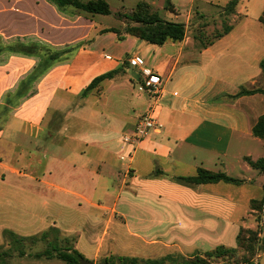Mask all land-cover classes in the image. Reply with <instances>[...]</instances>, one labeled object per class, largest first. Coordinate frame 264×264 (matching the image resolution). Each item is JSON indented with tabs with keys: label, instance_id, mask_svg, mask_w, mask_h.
Listing matches in <instances>:
<instances>
[{
	"label": "crops",
	"instance_id": "0c3cea01",
	"mask_svg": "<svg viewBox=\"0 0 264 264\" xmlns=\"http://www.w3.org/2000/svg\"><path fill=\"white\" fill-rule=\"evenodd\" d=\"M204 1L223 11L231 0ZM193 10L189 20L193 14L205 20ZM263 11L264 0H239L228 15L230 31L212 44L203 46L186 28L183 41L157 46L126 35L121 11L114 15L120 26L105 27L97 18L109 15L66 14L51 0H0L1 46L72 49L10 105L8 97L42 59L0 54V109L8 106L0 113V156L17 148L21 165L1 158L0 182L14 181V201L24 209L18 220L1 226L0 240L6 230L32 237L55 228L94 264L110 256L189 258L236 248L241 228L257 229L250 202L263 197L264 175L245 158L264 157L263 141L252 134L264 115V94L233 98L242 88L264 89ZM165 20L175 22L177 14L169 11ZM113 28L124 38L104 32ZM134 57L144 65L133 66ZM141 68L164 80L155 108L157 127L140 143L126 145L123 133L152 106L141 90ZM114 71H119L114 78L84 94L93 80ZM16 132L37 140L34 147L11 145L6 134ZM48 144L55 148L48 151ZM199 169L243 183L177 180L196 176ZM257 258L264 264V253Z\"/></svg>",
	"mask_w": 264,
	"mask_h": 264
},
{
	"label": "trees",
	"instance_id": "16d2710c",
	"mask_svg": "<svg viewBox=\"0 0 264 264\" xmlns=\"http://www.w3.org/2000/svg\"><path fill=\"white\" fill-rule=\"evenodd\" d=\"M61 12L66 14H85L86 16H95V15H110L111 8L109 3L106 0H89L84 2L83 0H51ZM239 0H231L226 7L223 9V13L228 16L234 12L235 6L237 5ZM168 11L175 13V8L171 3H168L167 7ZM118 16L120 18H124L126 20V27L124 29V33L126 35L135 36L139 39L145 40L150 44H154L157 46H162L167 42H181L185 38L186 34V26L183 23L170 22L165 20L163 17L159 15L158 12L153 11L152 6L147 2L141 1L137 3L135 8L132 10L130 14L127 13H119ZM259 21L264 27V11L259 18ZM230 31V26L227 25L223 32L216 34L212 39L208 40L205 37L204 32L200 31L198 35H195V38L198 39L203 46L206 44H212L213 41L223 34H226ZM104 32H113L118 34L120 39L124 36L121 31L113 28L106 29ZM15 52L28 56H38L42 59L39 66L35 70V72L28 78L26 82H22V85L18 89L17 93L13 98H9L6 101L7 105H10L17 99L18 96L23 94L25 90V86L31 82L38 75L46 71L53 62L60 60L62 56L66 53L72 51V49H68L66 51L57 52L50 50L40 44H16L9 46H1L0 45V54L3 52ZM123 66H127V62L123 64ZM260 68L262 70V74L264 76V59L260 62ZM119 71H114L100 77H97L85 90L84 94H87L92 89H94L101 81L105 79H112ZM256 93L264 94L263 90H247L242 88L233 98L241 97L244 95H253ZM8 110V106H5ZM252 134L254 137L259 138L263 141L264 144V115H262L256 124L252 128ZM248 164L258 170L261 174L264 175V157L257 160L252 161L249 158H245ZM177 180L181 183L185 184H209V183H230L239 185L243 183V181L233 179L223 173H215L204 169H199L196 176L192 177H179ZM250 208L256 214V220L258 222V226L256 230L244 229L241 228L238 236H237V247L236 248H225L218 247L213 251H209L203 253V256L199 253L195 254L192 257H184L179 255L176 260L173 255H168L159 259H140L136 257H124V256H110L103 258L102 261H107L108 264H167V262H173L172 264H220L215 261V259H220L222 257H231L236 255L239 251H243L248 253V256L243 257L245 263H251V260L255 256V246L260 243L264 248V227L262 225L264 218V184H263V197L260 200H252L250 202ZM5 238H10L12 247L16 246L18 250L19 256H25L26 252L22 250L21 244L30 241L32 244H36L38 241H47V238L52 235L53 240L47 241V250L42 253H38L34 255L36 258H40L42 256L52 259L57 258L65 264H81V261L85 260V258L74 249L72 240L65 238L62 239L60 237L59 230L55 228H50L48 231L42 233L41 237L37 236L32 237H21L11 231H4L3 233ZM64 240L66 243V247L62 248L59 246L60 240ZM11 255V254H10ZM7 256V257H10ZM3 258L2 253H0V260Z\"/></svg>",
	"mask_w": 264,
	"mask_h": 264
},
{
	"label": "rangeland",
	"instance_id": "374dc122",
	"mask_svg": "<svg viewBox=\"0 0 264 264\" xmlns=\"http://www.w3.org/2000/svg\"><path fill=\"white\" fill-rule=\"evenodd\" d=\"M87 2L88 0H84ZM110 4L112 14L109 16H100L97 18L98 24H101L105 27H119L120 21L114 16L117 12L122 14L130 12L135 8L136 4L140 1H145L152 6L153 11L158 12L161 17L165 19L167 13L169 12L167 7L168 3H172L175 7V14H177V20L175 22L178 23H186V28L188 30V35L195 37L198 35L200 31L204 32L205 37L208 40L212 39L216 34L223 32L225 27L229 25V21L231 20V16H226L222 9H218L214 6L208 5L204 0H195L193 3H190L189 0H107ZM223 1V0H222ZM194 7V12H198L200 15H204V19H201L200 16L195 14L192 15V18L189 20L188 16ZM252 16V13H249ZM189 20V21H188ZM8 110L4 107L0 109L1 114H6ZM9 135L7 141L11 143V145L15 144L14 142L23 144L26 148L34 147V143L37 142L34 138L25 137L21 132L16 133H7ZM4 147V143H0V149ZM55 148L54 144H48L47 150L51 151ZM64 155V154H63ZM19 153L17 148H13V150L7 156H0L3 158L5 162L11 160V164H15V166H20L16 164V159H18ZM10 157V158H6ZM27 171V170H26ZM28 172V171H27ZM14 181H8V185H4L0 182V229L1 226L11 224L18 220L19 212H23L24 209L17 208L14 192ZM48 200V199H47ZM51 203L47 209H52ZM43 211L44 206H42ZM48 210V211H49ZM38 211H41V208L38 207ZM17 215V216H16ZM38 238L41 235L37 236ZM53 240V236L50 235L47 238V241ZM47 241H38L36 244H32L29 240L21 244V249L26 252L24 257L19 256L18 250L16 246L12 247L10 238H5L2 234V239L0 240V253H2L3 258L0 260V264H65V262L60 261L58 259H54L52 262L50 260L40 259L37 260L34 258V255L37 253H42L47 250ZM59 246L64 248L66 247V243L64 240H60ZM236 247V244L232 245ZM19 249V248H18ZM255 256L251 260V263L259 264L258 255L264 253V248L262 244L258 243L255 246ZM11 254V255H10ZM10 257H7L9 256ZM203 256V254H201ZM179 255H174L176 260L179 258ZM248 256V253L239 251L236 255L231 257H222L220 259H215L217 263L220 264H248L245 263L243 257ZM178 257V258H177ZM173 262H167V264H172ZM97 264H108L107 261H102V259ZM117 264V263H114Z\"/></svg>",
	"mask_w": 264,
	"mask_h": 264
},
{
	"label": "built area",
	"instance_id": "2783aa9c",
	"mask_svg": "<svg viewBox=\"0 0 264 264\" xmlns=\"http://www.w3.org/2000/svg\"><path fill=\"white\" fill-rule=\"evenodd\" d=\"M131 64L136 67H142L144 61L140 57L131 59ZM141 90L147 93L152 100V106L149 111L138 121L134 129L123 133L122 140L126 145H136L147 138L157 127L155 108L158 106L163 88V78L152 72L150 69L141 68Z\"/></svg>",
	"mask_w": 264,
	"mask_h": 264
},
{
	"label": "water",
	"instance_id": "95a60500",
	"mask_svg": "<svg viewBox=\"0 0 264 264\" xmlns=\"http://www.w3.org/2000/svg\"><path fill=\"white\" fill-rule=\"evenodd\" d=\"M81 264H94V263H92L90 261L83 260V261H81Z\"/></svg>",
	"mask_w": 264,
	"mask_h": 264
}]
</instances>
